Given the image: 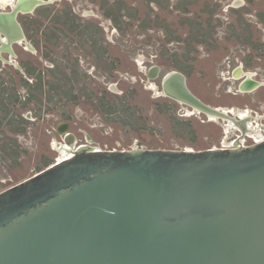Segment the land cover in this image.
<instances>
[{"label":"flooded vegetation","instance_id":"1","mask_svg":"<svg viewBox=\"0 0 264 264\" xmlns=\"http://www.w3.org/2000/svg\"><path fill=\"white\" fill-rule=\"evenodd\" d=\"M17 19L22 39L9 44L0 33V192L14 186L3 187L10 178L4 166L32 162V177L60 162L62 150L122 149L103 138L118 126L148 127L136 122L146 121V101L169 118H209L165 93L175 72L200 100L264 135V0H53ZM210 72L223 103H209L206 88L193 86L192 74L205 80ZM219 119L231 131L217 147L255 143L248 133L241 138L233 120Z\"/></svg>","mask_w":264,"mask_h":264},{"label":"water","instance_id":"2","mask_svg":"<svg viewBox=\"0 0 264 264\" xmlns=\"http://www.w3.org/2000/svg\"><path fill=\"white\" fill-rule=\"evenodd\" d=\"M0 11L9 44L17 16ZM165 93L230 119L172 73ZM60 133H64L60 127ZM0 264H264V139L194 149L87 148L0 192Z\"/></svg>","mask_w":264,"mask_h":264},{"label":"rangeland","instance_id":"3","mask_svg":"<svg viewBox=\"0 0 264 264\" xmlns=\"http://www.w3.org/2000/svg\"><path fill=\"white\" fill-rule=\"evenodd\" d=\"M54 6H56L54 4ZM130 43L133 44L134 38H130ZM201 61L197 64V70ZM130 64L127 60L125 65ZM214 70V68H210ZM125 71L130 72L132 75L133 71L125 68ZM193 81V86L198 87L201 84L202 87L206 88V97L209 98L207 101L213 104L223 103V97L218 96L217 90L219 87L218 80L216 75L210 72L207 73L205 80L199 78L197 73L192 74L191 76ZM201 87V88H202ZM144 94L141 93L136 99L143 102ZM227 96L226 98H228ZM240 100H237L238 103L248 101L244 97H240ZM222 101V102H221ZM147 113L145 117L146 121L139 120L136 118L137 124H146L148 127H141L138 130L129 131L126 126V131H123L121 126H118L113 132V135L109 138H103L105 142L114 144L116 140H119L122 149H131V147L139 146L142 148L149 149H194V150H203L212 147H217L225 139V131L223 129L224 121L216 119L214 121H208L211 119L207 118L203 114L192 115L190 117H185V120H189L192 124V128L186 127L177 133L174 128V118H169L163 114H159L152 109V105L149 106V102L146 101ZM182 106L180 104L174 103V111L176 114H182ZM212 120V119H211ZM260 121V120H259ZM227 128V127H226ZM228 135V134H227ZM57 155H59L57 153ZM64 152L61 151L59 159L63 158ZM33 168V163L30 162L28 167L24 169L23 167H14L12 169L3 167L4 170L9 171L10 178L8 182L3 185V187H9L15 185L19 182H22L24 179L30 177L31 170Z\"/></svg>","mask_w":264,"mask_h":264},{"label":"bare ground","instance_id":"4","mask_svg":"<svg viewBox=\"0 0 264 264\" xmlns=\"http://www.w3.org/2000/svg\"><path fill=\"white\" fill-rule=\"evenodd\" d=\"M13 0H0V5L2 6V7H7V6H9V5H13ZM144 68V67H143ZM252 74V73H251ZM231 110H234V109H231ZM236 110V109H235ZM247 111L248 110H245V111H242L241 112V114H242V116H244L246 113H247ZM239 113V112H238ZM189 114H192V112H189ZM248 114V113H247ZM250 115V114H249ZM210 118L212 119V120H216V119H219V118H217V117H215V116H212V115H210ZM227 129V132L229 133L230 131H229V127H227L226 128ZM63 152H64V156H63V158H61V159H59L60 160V162L61 161H63V160H65V159H67V158H69L70 156H72V155H70V156H67V150H62Z\"/></svg>","mask_w":264,"mask_h":264},{"label":"trees","instance_id":"5","mask_svg":"<svg viewBox=\"0 0 264 264\" xmlns=\"http://www.w3.org/2000/svg\"><path fill=\"white\" fill-rule=\"evenodd\" d=\"M174 128L177 133H180L181 130H183L186 127L192 128V124L189 120H180L177 117L174 116Z\"/></svg>","mask_w":264,"mask_h":264},{"label":"built area","instance_id":"6","mask_svg":"<svg viewBox=\"0 0 264 264\" xmlns=\"http://www.w3.org/2000/svg\"><path fill=\"white\" fill-rule=\"evenodd\" d=\"M248 135L250 136H253L254 137V139H255V143L256 142H260L261 140H263L264 139V135L263 136H256L255 134H247L246 135V137H248ZM220 147H231V146H229L228 144H226V143H223Z\"/></svg>","mask_w":264,"mask_h":264}]
</instances>
